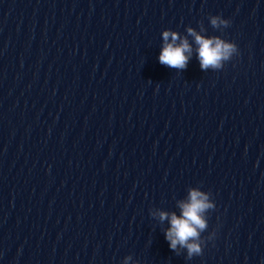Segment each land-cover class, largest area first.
I'll list each match as a JSON object with an SVG mask.
<instances>
[{
  "label": "clouds",
  "instance_id": "9594fccd",
  "mask_svg": "<svg viewBox=\"0 0 264 264\" xmlns=\"http://www.w3.org/2000/svg\"><path fill=\"white\" fill-rule=\"evenodd\" d=\"M210 21L214 28L229 25V21L220 16H211ZM187 31L199 45L197 52L202 70L222 68L223 61L229 60L232 54L237 51V46L234 43L225 42L219 37L205 38L191 27ZM162 35L166 43L160 52L159 62L170 68L185 69L189 59L185 53H191L188 40L181 39L177 32L170 30H165ZM169 37H171L170 43L168 42ZM178 39L180 43L176 44ZM179 207L181 209L180 216L172 213L169 217L168 213L160 212L159 218L161 221L170 219V228L165 233L170 249L175 251L178 246L186 248L188 258H192L202 254L201 244L198 242L199 235L207 227L202 214L206 210L214 208V205L208 201V196L205 193L192 189L189 192L188 201L180 202Z\"/></svg>",
  "mask_w": 264,
  "mask_h": 264
}]
</instances>
